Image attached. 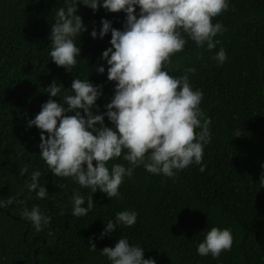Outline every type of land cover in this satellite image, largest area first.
Listing matches in <instances>:
<instances>
[{
	"label": "trees",
	"instance_id": "1",
	"mask_svg": "<svg viewBox=\"0 0 264 264\" xmlns=\"http://www.w3.org/2000/svg\"><path fill=\"white\" fill-rule=\"evenodd\" d=\"M228 4L227 11L213 18L225 29L214 38L219 41L216 47L198 48L185 37L184 50L172 57L167 69L174 76L196 69L189 82L203 93L200 108L204 118H211V139L202 160L205 170L193 163L170 178L138 166L131 177L125 176L118 197L109 199L97 190L88 214L75 217L73 193L87 200L91 189L49 171L39 153L41 130L27 122L49 99L47 85L53 80L61 86L60 97H52L58 102H63L65 90L73 94V78L101 85L93 112L106 111L115 82L107 79L108 65L101 58L111 47V31L99 36L101 20L123 30L126 14L103 7L93 11L78 3L86 30L74 39L80 55L68 72L49 54L51 25L58 9L66 7L65 0H0V199L14 195L25 201L0 208V264H111L101 249L114 247L121 237L143 248L144 258L155 264H264V0ZM93 29L96 38L90 35ZM221 48L227 59L218 64L213 56ZM99 66L104 73L96 71ZM104 123L114 127L106 116ZM237 131L241 136H234ZM116 163L129 166L120 157L108 163L109 170ZM25 166L27 172L19 174ZM34 171L42 174L39 183L48 192L46 198L27 188ZM33 206L51 218L39 232L21 215ZM82 206L87 207V201ZM126 210L137 213L136 223L118 225L101 238L106 223ZM212 227L230 229L233 245L219 257H202L197 246Z\"/></svg>",
	"mask_w": 264,
	"mask_h": 264
},
{
	"label": "clouds",
	"instance_id": "2",
	"mask_svg": "<svg viewBox=\"0 0 264 264\" xmlns=\"http://www.w3.org/2000/svg\"><path fill=\"white\" fill-rule=\"evenodd\" d=\"M78 3L93 11L103 7L109 12L126 14L123 30L112 28L110 21L102 19L99 32L103 38L111 31V47L102 52L101 58L108 65L107 79L115 82L114 95L105 105L104 113L94 114L93 107L102 95L101 85L73 78L70 84L73 94L65 90L63 102L60 99L58 102L52 97H60L61 86L53 80L47 85L49 99L27 122L28 127L34 125L41 130L39 153L49 171L55 177H70L81 187L91 189L87 200L78 191L73 193L71 214L75 217L88 214L94 204L92 193L97 190L109 199L118 197L125 176L131 177L138 166L170 178L193 163L200 165L201 172L205 170L202 160L204 146L211 139V118H204L200 108L203 93L194 90L189 82V74L196 69L189 67L181 76H174L167 69L172 57L184 50L185 37L198 48L206 44L212 51L219 43L214 38L225 30L221 23H213V18L229 8L228 0H65L66 7L58 9L56 21L51 25L49 54L58 67L68 72L76 66V57L80 55L74 39L86 30L77 14ZM90 35L96 38V30ZM213 59L223 64L227 59L225 50L221 48ZM96 71L102 74L105 68L99 66ZM105 116L114 127L105 125ZM234 136L241 134L237 131ZM120 157L129 166L116 163L109 170L108 163ZM27 170V166L20 168L19 174ZM41 175L40 171L32 172L27 188L43 199L48 192L39 183ZM260 185L264 187V174ZM14 201L25 203L11 195L0 199V208ZM85 201L87 207L82 206ZM21 215L37 232L51 220L38 206L31 210L25 207ZM136 219L134 211L116 213L115 220L106 223L101 238L118 225L131 227ZM89 241L90 250L95 251V243L91 238ZM232 245L230 229L212 227L198 244L197 253L216 258L230 251ZM101 254L111 264H155L154 259L144 258L143 248L131 245L123 237L114 247L101 249Z\"/></svg>",
	"mask_w": 264,
	"mask_h": 264
}]
</instances>
